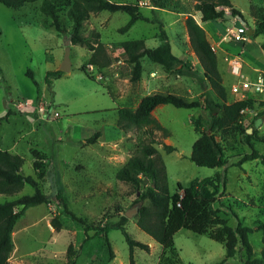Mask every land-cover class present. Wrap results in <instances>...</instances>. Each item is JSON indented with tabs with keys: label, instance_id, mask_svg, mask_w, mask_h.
Masks as SVG:
<instances>
[{
	"label": "rangeland",
	"instance_id": "obj_1",
	"mask_svg": "<svg viewBox=\"0 0 264 264\" xmlns=\"http://www.w3.org/2000/svg\"><path fill=\"white\" fill-rule=\"evenodd\" d=\"M121 1L137 4L143 17L127 33L119 32L130 20L122 12L91 14L82 30L88 37L99 32L101 42L113 60L107 73H97L99 70L88 67L87 74L95 81L87 78L80 69L87 65L88 50L72 45V70L53 81L51 90L45 79L48 72L60 70L63 63L65 37L73 30L70 7L63 6L58 13L65 31L61 34L41 11L43 0L16 9L0 3V67L3 70L0 76V118L9 110L12 112L7 120L0 122V150L21 155L25 159L23 175L35 178L32 151H37L45 159L47 172L39 188L50 196L48 204L30 208L17 224L15 245L19 248H14L10 258L14 256L22 264H67L71 245L77 251L76 264H219L226 257L224 245L207 235H197L185 229L174 238L178 257L163 256L160 244L138 227V215L126 217L127 212L138 208L135 201L144 187L137 189L121 183L116 179V173L136 153L138 134L121 133L123 138L113 142L118 114L107 110L120 107L121 101L112 102L106 92L124 94L130 87L135 88V108L144 96L154 93H173L189 101L203 103L209 96L217 101L190 46L185 23L192 16L216 49L224 86L231 95V86L238 79L226 67L222 52L228 29L236 23L246 26L252 33L259 32L264 23V0H230L241 16H235L226 9L225 19L210 23L202 22L192 0H167V9L153 7L150 0ZM231 15L236 18L231 19ZM161 31L169 36L173 54L183 58L199 78L166 74L145 57L142 60V80L131 82L132 67L123 64L121 43L144 40L145 47L156 48L160 45ZM251 40L252 43L246 46L244 59L250 67L245 72L249 79L254 80L255 73L251 69H264V35L259 34ZM235 45L236 52L240 47ZM29 71L40 87L39 96L33 81L27 76ZM101 75V79L96 78ZM241 97L230 96L229 103L240 101ZM45 103L52 106L50 111L60 114L58 119H41L38 110ZM204 107L184 110L166 105L155 110L154 115L170 133L167 139L159 133L155 145L167 169L170 194H175L178 184L186 188L196 178L213 177L219 172L223 179L227 178V186L223 188L221 185L214 204L218 215L232 228L240 223L254 229L264 221V165L260 160L244 162V158L252 154L251 144L264 155V111H258L259 107H264V100H256L252 112L257 115L243 112L236 125L216 133L227 159L223 169L198 167L190 160L192 147L199 138L193 120L208 116ZM97 133L100 134L97 142L87 143ZM161 143L175 147L176 151L166 153ZM34 193L35 189L27 185L17 195H0V204ZM59 193L69 210L90 226L103 228L126 217L125 228L129 235L147 244L150 252L135 249L132 262L130 249L119 229L113 228L108 234L110 248L103 235H97L96 231L86 234L84 226L64 212L57 199ZM55 217L61 223L60 231H55L51 224ZM248 238L254 256L260 257L262 233L254 231ZM245 257V251L239 244L236 256L227 264H243Z\"/></svg>",
	"mask_w": 264,
	"mask_h": 264
},
{
	"label": "trees",
	"instance_id": "obj_2",
	"mask_svg": "<svg viewBox=\"0 0 264 264\" xmlns=\"http://www.w3.org/2000/svg\"><path fill=\"white\" fill-rule=\"evenodd\" d=\"M38 1L40 0H0V3L8 8L16 9ZM192 1L195 2L194 9L201 14L203 23L225 19L226 9H230L235 16H241L235 11L230 0ZM150 2L153 7L161 9H167L168 6L167 0H150ZM63 6L70 7L69 13L73 21V30L65 38L70 39L72 45L80 46L91 52L87 65L82 67L80 71L91 81H95L87 74L88 67L93 66L94 71L99 70L97 73H100V70L109 68L113 60L106 46L101 42L99 32H93L90 37L82 33L91 14L102 12L127 14L130 20L119 30L120 33L124 34L143 20L139 7L137 4L117 3L110 0H43L41 11L52 20V26L61 34H65V31L61 26L58 13ZM185 25L190 46L204 71V80L216 95L217 101L206 96L204 101L206 106L204 107V103L201 101H189L173 93H154L144 97L135 109L129 107L117 109V128L123 135L136 132L138 140L136 153L118 170L116 179L137 189L144 187V191L135 201V205L138 206L137 225L160 244L163 249V256H169L172 259L178 257L174 238L179 231L185 229L197 235H207L211 240L225 246L226 257L219 264H227L229 260L234 259L239 244L246 255L243 264H264V221L258 223L254 229L244 227L240 223L232 228L228 225L227 220L218 215V210L214 208L221 185L223 188L227 186L226 177L223 179L221 174L217 172L213 177L196 178L186 188L178 184L175 194H170L167 169L160 152L155 147L159 133H162L164 139L169 138L170 133L154 117L153 112L158 107L166 105L184 110L206 108L208 110L206 118L199 116L193 120L199 138L192 147L190 160L198 167L223 169L227 165V159L224 149L216 139V133L236 125L241 120L243 112L253 110L256 104V101L252 99L229 103V94L219 69V59L212 49L205 30L192 16L186 19ZM259 34L264 35V23L260 26L259 32L247 31L246 33L249 38H255ZM159 40L160 45L152 49L145 47L144 40L121 43L120 47L127 56V63L132 67V83L142 80L144 73L142 60L145 57L161 67L166 74L199 78L183 58L173 54L172 45L166 33L161 31ZM63 74L64 72L60 70L47 73L45 82L50 90L53 81L62 77ZM2 75L3 70L0 67V76ZM27 76L33 81L36 86V94L39 96L40 87L33 73L29 71ZM49 109H52L51 105H49ZM11 115L12 112L9 110L4 117L0 118V122L7 120ZM99 138L100 134L97 133L88 139L87 143L95 144ZM251 147L252 154L247 155L244 162L260 160L264 165V155L255 150L252 144ZM163 148L168 154L176 151L175 147L166 144H163ZM32 154L36 178L23 175L22 169L25 165V159L21 155L0 150V195H17L27 185L35 189L33 195L0 204V264H9V259L15 248L12 235L19 220L25 216L30 208L48 204L50 201V196L43 193L39 188V184L44 180L47 173L45 159L35 150L32 151ZM57 199L64 212L84 226L86 234L90 231H96L97 235H103L109 248L108 234L110 230L119 229L130 249L132 262L135 249L150 252L147 244L138 242L129 235L125 228L128 222L126 217H122L117 224L106 225L103 228L93 227L88 225L85 220L77 218L69 210L61 193L57 194ZM51 224L55 231L61 230V223L58 218H53ZM254 231L262 233L263 248L260 257L254 256L248 238ZM76 256L77 251L71 245L68 248L67 264H76Z\"/></svg>",
	"mask_w": 264,
	"mask_h": 264
},
{
	"label": "built area",
	"instance_id": "obj_3",
	"mask_svg": "<svg viewBox=\"0 0 264 264\" xmlns=\"http://www.w3.org/2000/svg\"><path fill=\"white\" fill-rule=\"evenodd\" d=\"M246 26L233 27L228 31V35L232 37L233 40L241 43V50L237 54L225 53L224 61L226 67H228L232 74L237 77V83L231 86V93L235 97L245 96L247 93L254 92L258 95H264V69H251L255 73V79H249L248 74H246V68L250 69L249 64L245 61L244 56L246 54L245 45L249 42V37L246 35ZM212 49L216 52L215 47ZM91 70H94L93 66H89ZM97 79H101V76H96ZM245 98V97H244ZM47 102V101H46ZM50 103H45L38 110V115L41 119L45 120H56L60 117L58 112L50 111ZM23 109V108H22ZM245 112V111H244Z\"/></svg>",
	"mask_w": 264,
	"mask_h": 264
},
{
	"label": "crops",
	"instance_id": "obj_4",
	"mask_svg": "<svg viewBox=\"0 0 264 264\" xmlns=\"http://www.w3.org/2000/svg\"><path fill=\"white\" fill-rule=\"evenodd\" d=\"M122 1L120 0V1H118L117 3H121ZM113 14V13H112ZM233 27H241L240 25H237L236 23H235V25H233L232 27H230L229 29H228V31L230 30V29H232ZM228 38H229V40H228ZM248 43H252V40H251V38H249V42ZM247 43V44H248ZM235 44H239V50H237L236 52H235V47H236V45ZM247 44L245 45V47L247 46ZM241 43H239V42H237V41H235V40H233L232 39V37L231 36H229V35H227V38H226V40H225V42H224V49H223V54H224V56H225V53H228V54H237V53H239V51L241 50ZM248 48V47H247ZM71 49H72V47H71ZM108 50V49H107ZM123 50V49H122ZM109 52V51H108ZM122 54V56L124 57V60H125V62L123 61V64H125V65H127L129 68L131 67L128 63H127V56L124 54V50H123V53H121ZM88 60H89V58H90V56H91V53L88 51ZM178 57H180V56H178ZM72 63V62H71ZM121 63V62H120ZM111 67V66H110ZM109 67V68H110ZM109 68H105V69H102V70H100L101 72H104V73H107V71L109 70ZM256 69H258V68H256ZM71 70H72V67H71ZM100 72V73H101ZM101 77H102V75H101ZM151 78V77H150ZM152 79V78H151ZM233 85V84H232ZM132 86V85H131ZM106 94L111 98V100H112V102L113 101H115V100H117V99H119L120 101H121V106L120 107H114V108H111L110 110H107V111H115L116 112V110L117 109H120V108H124V107H129V108H132V109H135V88H133V87H130V89H129V91L127 92V93H124V94H121V93H119V92H116L114 95H112L111 93H109L108 91L106 92ZM42 96H43V99L46 101L47 100V98H45L44 97V95L42 94ZM234 97L233 95H232V93H231V95H229V97ZM144 97H146V96H144ZM143 97V98H144ZM245 97V98H244ZM142 98V99H143ZM141 99V100H142ZM246 99H252V100H264V95H258L257 93H254V92H250V93H247L245 96H242L241 97V100H246ZM140 100V101H141ZM140 101L138 102V104H137V106L139 105V103H140ZM258 111L259 112H263L264 111V107H259L258 108ZM257 111V112H258ZM117 113V112H116ZM244 113H253L254 115H257L256 114V112H252V110H246ZM155 114V111L153 112V115ZM154 117L158 120V118L156 117V115H154ZM115 137V139H112L113 140V142H116V141H119V140H121L123 137H122V135H121V132H120V130L117 128V130L115 131V135H114ZM19 155V154H18ZM199 179H204V178H199ZM18 224V223H17ZM17 230V225L15 226V230H14V232H13V235H12V238H13V241H14V245H15V241H16V239H15V236H16V231ZM17 248H19L17 245H15V249L17 250ZM9 264H22V262H21V260H15L14 259V256L12 257V258H10L9 259Z\"/></svg>",
	"mask_w": 264,
	"mask_h": 264
},
{
	"label": "water",
	"instance_id": "obj_5",
	"mask_svg": "<svg viewBox=\"0 0 264 264\" xmlns=\"http://www.w3.org/2000/svg\"><path fill=\"white\" fill-rule=\"evenodd\" d=\"M229 18V17H227ZM236 17L231 15V19H235ZM71 47H72V43L70 41V39L65 38V55H64V60L63 63L60 67V71L64 72V73H69L71 71V67H72V63H71ZM138 213V209H133L132 211H129L126 213V217L127 218H131L133 217V215H137Z\"/></svg>",
	"mask_w": 264,
	"mask_h": 264
}]
</instances>
